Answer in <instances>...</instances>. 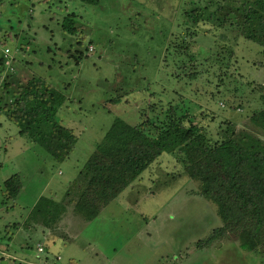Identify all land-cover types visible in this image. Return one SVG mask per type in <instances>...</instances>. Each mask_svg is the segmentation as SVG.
<instances>
[{"label":"rangeland","instance_id":"1","mask_svg":"<svg viewBox=\"0 0 264 264\" xmlns=\"http://www.w3.org/2000/svg\"><path fill=\"white\" fill-rule=\"evenodd\" d=\"M223 1L197 2L211 10ZM189 6L190 0H0L6 67L18 79L39 76L59 89L67 100L55 119L76 135L69 155L56 161L0 111V258L39 263L41 245L57 264H264V245L241 250L232 233L205 242L221 225L214 205L168 152L91 220L71 205L51 228L27 217L39 196L61 198L115 118L148 125L172 104L211 138L227 126L264 137L249 120L264 106L262 48L213 17L189 28L193 41L180 52L173 45L189 27ZM71 15L68 32L61 21ZM0 70L1 85V63ZM14 173L21 187L11 198L3 181Z\"/></svg>","mask_w":264,"mask_h":264},{"label":"trees","instance_id":"2","mask_svg":"<svg viewBox=\"0 0 264 264\" xmlns=\"http://www.w3.org/2000/svg\"><path fill=\"white\" fill-rule=\"evenodd\" d=\"M197 1L190 0V6L184 11L183 21L189 27L181 33L184 39L173 45L180 52L186 51L188 43L193 41V31L189 28L200 22L209 23L213 17L218 21L217 26H234L241 37L258 44L264 52V0H224L211 10L209 2L200 6ZM72 16L62 19L63 30L74 31ZM223 47L230 55L231 48L225 44ZM80 57L76 56L75 61ZM0 63L4 71L0 111L29 141L43 147L54 160H64L76 142L73 130L55 119L66 96L39 76L28 79L13 76L2 51ZM189 73V76L197 74L196 71ZM182 110L177 114L176 107L170 104L154 113L148 125L144 120L133 125L121 118L113 119L61 198L39 196L27 217L51 228L57 216L71 205L73 212L91 220L162 152H168L179 160L188 178L196 182L200 195L214 205L221 225L205 242L217 234L232 233L241 250L256 251L264 245V137L249 129L227 126L218 137L211 138L191 120L187 110ZM249 120L264 131V106L255 110ZM20 187L17 173L3 181L7 197H16ZM37 247L35 257L49 264L51 254L44 247L43 253L38 252ZM2 261L5 258H0V264ZM26 261L18 264L32 263ZM51 264L57 262L54 260Z\"/></svg>","mask_w":264,"mask_h":264},{"label":"built area","instance_id":"3","mask_svg":"<svg viewBox=\"0 0 264 264\" xmlns=\"http://www.w3.org/2000/svg\"><path fill=\"white\" fill-rule=\"evenodd\" d=\"M7 52H8V48L3 49L4 56L6 57V64H9V61H7V57H9ZM37 250L38 252H42V253L44 252V249L41 245H38ZM56 259L58 260L60 259V257L57 256ZM8 264H14V262L11 261ZM31 264H34V263H31ZM37 264H48V263L43 259V262H39Z\"/></svg>","mask_w":264,"mask_h":264},{"label":"crops","instance_id":"4","mask_svg":"<svg viewBox=\"0 0 264 264\" xmlns=\"http://www.w3.org/2000/svg\"><path fill=\"white\" fill-rule=\"evenodd\" d=\"M5 254V253H4ZM12 255V254H11ZM14 256V255H13ZM26 261V258H22V262ZM5 264V261H2Z\"/></svg>","mask_w":264,"mask_h":264}]
</instances>
